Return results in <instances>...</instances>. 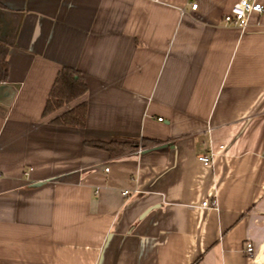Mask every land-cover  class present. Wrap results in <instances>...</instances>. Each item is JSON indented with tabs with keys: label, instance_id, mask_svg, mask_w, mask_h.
Returning a JSON list of instances; mask_svg holds the SVG:
<instances>
[{
	"label": "crops",
	"instance_id": "obj_1",
	"mask_svg": "<svg viewBox=\"0 0 264 264\" xmlns=\"http://www.w3.org/2000/svg\"><path fill=\"white\" fill-rule=\"evenodd\" d=\"M237 1L0 0V264H264V13L227 25ZM66 65L87 88L44 114Z\"/></svg>",
	"mask_w": 264,
	"mask_h": 264
},
{
	"label": "trees",
	"instance_id": "obj_2",
	"mask_svg": "<svg viewBox=\"0 0 264 264\" xmlns=\"http://www.w3.org/2000/svg\"><path fill=\"white\" fill-rule=\"evenodd\" d=\"M7 52V46L0 43V81L7 79L8 76L9 63L7 62ZM55 77L49 91L50 94L44 106V114L50 113L52 110L82 95L87 88L84 76H82L78 69L72 66H63ZM86 107L85 102L78 103L56 116L55 121L64 124L72 123L82 125L84 123L83 119L86 114ZM90 142L97 146L102 145L113 153L124 152L137 145L132 141L127 142L119 140H114L113 142H103L99 140Z\"/></svg>",
	"mask_w": 264,
	"mask_h": 264
},
{
	"label": "built area",
	"instance_id": "obj_3",
	"mask_svg": "<svg viewBox=\"0 0 264 264\" xmlns=\"http://www.w3.org/2000/svg\"><path fill=\"white\" fill-rule=\"evenodd\" d=\"M191 7L195 9L197 7V3H192ZM230 11V13L224 16V23L227 25L238 26L244 30L247 28L249 17L252 12H256L260 15L264 13V4L259 0H238L233 4ZM159 118H161V116H159ZM221 146H223V144H221ZM198 158L205 164H211L213 160V153L205 151V153H200ZM123 192L126 194L128 190L125 189ZM202 204L207 206V204H210V200H203ZM243 251L248 256H253L255 254V246L253 242L246 241Z\"/></svg>",
	"mask_w": 264,
	"mask_h": 264
}]
</instances>
